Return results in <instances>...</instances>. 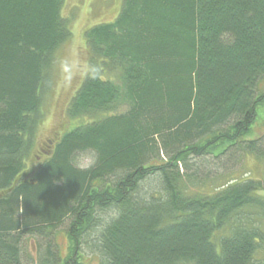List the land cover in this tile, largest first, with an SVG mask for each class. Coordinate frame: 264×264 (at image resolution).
Returning <instances> with one entry per match:
<instances>
[{"label": "trees", "instance_id": "16d2710c", "mask_svg": "<svg viewBox=\"0 0 264 264\" xmlns=\"http://www.w3.org/2000/svg\"><path fill=\"white\" fill-rule=\"evenodd\" d=\"M64 1L0 0V264H27L36 236L49 243L33 264H253L264 178L230 169L264 164V134L251 137L264 125V0H123L86 33L68 115L128 112L62 134L35 170L43 95L72 37ZM86 151L97 162L83 170ZM212 167L219 185L200 192Z\"/></svg>", "mask_w": 264, "mask_h": 264}, {"label": "rangeland", "instance_id": "374dc122", "mask_svg": "<svg viewBox=\"0 0 264 264\" xmlns=\"http://www.w3.org/2000/svg\"><path fill=\"white\" fill-rule=\"evenodd\" d=\"M64 2L62 16L67 18L69 22L72 37L57 51L55 65L52 69V86L43 95L42 111L44 115L36 132V150L33 151L29 161V167L35 170L51 154L49 151L62 134L82 128L107 116L125 114L129 110L128 106H118L113 112L95 116L72 118L68 115V107L89 69L86 33L96 25L113 22L121 11L123 0H65ZM107 77H115L119 81V72L110 71ZM254 128L252 138L263 136L264 125L261 119ZM96 162L97 154L94 151L78 153L73 160L74 165L83 170L95 166ZM211 169L213 170L212 180L207 182L200 192L213 193V188L219 185V178L215 177L223 175L224 172L216 167ZM230 170L231 172H238L235 176H241L242 179L249 177L264 178V164L252 156L247 157L242 164L235 165ZM65 229L66 226H62L58 228V233L55 234L62 255L66 254L68 245L64 234ZM35 238H29L25 242L26 254L31 258L25 262L27 264H33L32 262L38 259V254L49 243L44 242L43 238L37 236ZM253 264H264V243L257 252Z\"/></svg>", "mask_w": 264, "mask_h": 264}, {"label": "bare ground", "instance_id": "6f19581e", "mask_svg": "<svg viewBox=\"0 0 264 264\" xmlns=\"http://www.w3.org/2000/svg\"><path fill=\"white\" fill-rule=\"evenodd\" d=\"M160 140V139H159ZM153 143V142H152ZM153 145V144H152ZM75 167V166H74ZM40 185V184H39Z\"/></svg>", "mask_w": 264, "mask_h": 264}]
</instances>
